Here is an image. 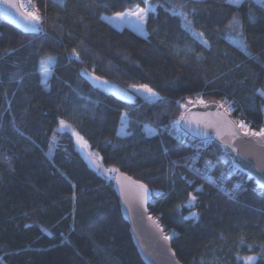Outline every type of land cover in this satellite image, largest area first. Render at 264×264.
<instances>
[{
  "label": "trees",
  "instance_id": "trees-1",
  "mask_svg": "<svg viewBox=\"0 0 264 264\" xmlns=\"http://www.w3.org/2000/svg\"><path fill=\"white\" fill-rule=\"evenodd\" d=\"M32 2L35 33L0 15L1 263L144 264L112 186L120 170L151 189L149 212L183 264H245L249 256L264 264V188L231 170L216 142L198 147L174 123L189 101L221 103L238 125L262 123L264 8L253 0H149L155 11L143 36L103 19L146 7L143 0ZM181 12L205 42L182 25ZM236 31L250 53L228 39Z\"/></svg>",
  "mask_w": 264,
  "mask_h": 264
},
{
  "label": "water",
  "instance_id": "water-1",
  "mask_svg": "<svg viewBox=\"0 0 264 264\" xmlns=\"http://www.w3.org/2000/svg\"><path fill=\"white\" fill-rule=\"evenodd\" d=\"M21 5V0H8L7 3L0 0V15L21 31L37 32L40 24L25 19L28 11ZM182 115L184 119L180 120ZM178 120L177 126L183 133L194 138H211L239 171L264 188V137L245 136L228 111L215 101L188 104ZM139 185L146 186L147 199ZM112 186L121 215L129 226L132 242L144 264H183L177 258L170 239H165L157 219L149 212L151 189L120 170L114 171Z\"/></svg>",
  "mask_w": 264,
  "mask_h": 264
},
{
  "label": "snow or ice",
  "instance_id": "snow-or-ice-1",
  "mask_svg": "<svg viewBox=\"0 0 264 264\" xmlns=\"http://www.w3.org/2000/svg\"><path fill=\"white\" fill-rule=\"evenodd\" d=\"M5 2L7 3L8 0H5ZM143 2L146 4V7L141 8L139 5H136V9L135 10H128V11H122V12H116L114 14L113 17H108L109 20H116V21H124L126 19H130L132 17L136 18L137 23V27L140 28L142 30V25L145 24L147 22V16L150 12H154L155 8L149 3V0H143ZM258 3L264 2V0H257ZM229 3L234 4V5H241L243 3V0H229ZM28 4H31V0H28ZM15 6V5H13ZM22 7L24 5H21ZM180 15L184 16L185 20H187V13H179ZM25 19L29 20L30 22L32 21H39L40 20V16L38 15V9H36L35 11H28L27 15L25 17ZM236 18L233 17V20H235ZM188 25L191 26V21H187ZM232 21L229 22V24L227 25L228 27H232ZM33 30L34 26H33ZM198 35L203 36V33H199ZM7 51V50H5ZM75 57L77 59L80 58V53L78 51H76V49L72 50ZM53 58L52 57H48L47 59L41 60L40 62V69H41V73L43 75H47L48 71L50 70V65L52 63ZM96 80H101L100 77H95ZM104 83H107L106 81ZM130 89L135 91V92H145L147 93L150 97L155 98V99H160L156 93L153 92V90L151 88H148L147 85H140V86H136V85H131ZM129 99H131V97L129 96ZM201 103H203V101H201ZM223 106V105H222ZM230 110V109H229ZM184 116L182 115L180 117V120H183ZM124 118L122 117V123H123ZM174 123L179 124L180 121L177 120ZM60 125L61 127H66L65 125V121H60ZM239 127L244 129V135L245 136H257V137H264V128H261L259 131H254L250 128H248V126L244 123V121H240L239 122ZM234 135V133H233ZM78 139H82L79 138ZM208 166L211 165V162H207ZM139 187L143 190V195L144 198L147 199V195H148V190L146 188V186L144 185H139ZM238 187V186H236ZM196 199L195 196H191L190 200H189V206L192 205V201H194ZM192 218H196L197 214L196 213H191L190 214ZM165 239H169V237L165 236ZM255 257L253 256H249L244 258L245 264H254L255 261Z\"/></svg>",
  "mask_w": 264,
  "mask_h": 264
},
{
  "label": "rangeland",
  "instance_id": "rangeland-1",
  "mask_svg": "<svg viewBox=\"0 0 264 264\" xmlns=\"http://www.w3.org/2000/svg\"><path fill=\"white\" fill-rule=\"evenodd\" d=\"M229 1V0H228ZM255 3H257L258 5L262 6L264 8V2H261V3H258L257 0H253ZM136 7L132 10H135ZM128 11V10H126ZM115 14V13H114ZM114 14H111V15H104L103 16V19L105 21H107L108 23L112 24L113 26H115L116 28H123V27H126V28H129L131 30H133L134 32H136L137 34L139 35H146V31H145V24L142 25V30L140 28L137 27V21H136V18L135 17H132L130 19H126L124 21H116V20H109L108 17H113ZM188 18L187 20H185L184 16H181V22H182V25L193 35L195 36L196 38H198L199 40L201 41H204L205 42V39L203 36H200L198 35L199 32H197L193 27L192 25L189 26L188 23H187ZM228 39L233 43L235 44L236 46L240 47L242 50L250 53V50L248 48V46L246 45V43L243 41L242 37L240 36V32L239 31H236L235 34H233L232 36H228ZM40 72H41V69H40ZM42 74V73H41ZM42 76H45L42 74ZM87 77L96 85L124 98V99H128V100H131L132 99V95L127 91L125 90L123 87L115 84V83H112V82H109V81H106V80H96L95 77H92L90 75H87ZM107 82V83H104V82ZM129 96L131 97V99H129ZM195 101H189L188 103L182 105L183 108H185L188 104L190 103H194ZM123 131V129L121 128V132ZM75 141H76V144H77V148L78 150L80 151V153L85 157V159L92 165L94 166L96 169H98L99 172H101L102 174L104 175H107L108 171L105 170L104 168L101 167V165L99 164L98 162V155L95 151L92 150V152L89 150L88 146L86 145V143L81 140V139H78V137L75 136ZM97 155H95V154Z\"/></svg>",
  "mask_w": 264,
  "mask_h": 264
},
{
  "label": "built area",
  "instance_id": "built-area-1",
  "mask_svg": "<svg viewBox=\"0 0 264 264\" xmlns=\"http://www.w3.org/2000/svg\"><path fill=\"white\" fill-rule=\"evenodd\" d=\"M21 4L24 5L23 8H24L25 10H27V11H35V10H36V7L34 6L32 0H31V4H30V5L28 4V0H21ZM38 13H39V12H38ZM177 127H178V126H177ZM239 128H240V127H239ZM248 128H250V129H252V130H254V131H259L261 128H264V120H263L262 123H261L259 126H257V127H249V126H248ZM240 130H241L242 132L245 131V130L242 129V128H240ZM177 134H183V135L188 139V141H192L193 139H197V143H196V144H197L198 147H205L206 145H208V144L212 141V139L209 138V137H199V138H194V137H192V136H188L187 134L183 133L179 128H178V132H177ZM184 136H183V137H184ZM186 138H183L182 141H185ZM234 168L237 169V168L232 164L231 170H233ZM237 170H238V169H237ZM0 264H2L1 261H0Z\"/></svg>",
  "mask_w": 264,
  "mask_h": 264
}]
</instances>
